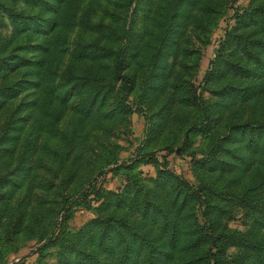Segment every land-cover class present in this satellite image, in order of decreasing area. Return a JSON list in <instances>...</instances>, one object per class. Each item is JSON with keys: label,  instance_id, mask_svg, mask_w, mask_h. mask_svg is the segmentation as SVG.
<instances>
[{"label": "rangeland", "instance_id": "374dc122", "mask_svg": "<svg viewBox=\"0 0 264 264\" xmlns=\"http://www.w3.org/2000/svg\"><path fill=\"white\" fill-rule=\"evenodd\" d=\"M178 1L173 5L174 0H0V57L11 65L0 68V89L15 90L12 96H0V264H66L58 262V248L46 242L52 231L65 226L73 234L84 227L95 217L92 208L100 204L92 201L93 190L116 193L124 185V167L134 160L165 156L166 170L195 187L207 182L218 194L225 188L242 192L249 181L254 186L261 170L260 151L250 153L227 131L229 126L264 120V76L229 73V60L252 62L234 44H227L226 51L221 45L237 26L235 17L264 7V0ZM8 12L21 18V24L12 27ZM32 19L44 26L31 27ZM244 20L238 26L241 34L254 42L263 40L264 28ZM82 47L106 50L109 56L95 61L75 57ZM254 50H261L264 60V48L256 45ZM119 54L121 74L131 79L130 91L120 95L121 81L111 79L110 68ZM55 67L59 73L70 68L76 76H101L106 95L99 108L87 112L78 89L63 100L62 91L48 88ZM225 84L262 85V91L248 99H222L215 91ZM191 90L215 119L210 133L192 128L207 111L188 105ZM216 138L226 148L237 147L236 154L253 156L234 171L231 187L228 175L200 170L192 161L204 158ZM136 170L145 178L155 176L152 164H140ZM78 192L89 193L88 201L72 204L64 224L61 202L75 200ZM222 205L234 216L222 217L217 230L264 238V227L256 228L228 201ZM127 218L135 220L132 214ZM116 240L100 248L88 239L81 248L112 263L121 249Z\"/></svg>", "mask_w": 264, "mask_h": 264}, {"label": "trees", "instance_id": "16d2710c", "mask_svg": "<svg viewBox=\"0 0 264 264\" xmlns=\"http://www.w3.org/2000/svg\"><path fill=\"white\" fill-rule=\"evenodd\" d=\"M179 2L174 0L173 5ZM172 13L174 14L173 11ZM7 18L12 27L21 24V18L15 17L12 12H8ZM235 18L237 26L227 34L221 48L226 51L230 49L227 44H234L233 48L239 47L256 66L252 68V64L247 62L239 63L229 60L226 62V70L235 76H264L262 52L254 50L256 45L264 48V39L254 42L246 34H241L238 28L243 21H246L244 20L246 18L264 28V7L251 8L244 16ZM22 22L26 23L25 20ZM30 25L35 28L39 25L44 26L33 19ZM108 53L106 50L98 49L88 51L87 48L82 47L78 49V52L76 50L74 56L91 57L95 61V59L106 58L109 56ZM4 58L5 56L0 57V68L11 67ZM16 59L19 62L23 61L21 63L26 62L22 56H17ZM122 67L123 58L119 54L114 57L113 65L110 67L111 79L117 77L121 81L119 95L131 89L129 86L131 79L121 74ZM208 76L211 74L209 73ZM49 79L46 86L62 91L63 100L68 99L72 90L81 91L83 105L87 112L98 109L106 95V91L100 84L102 77L99 75L76 76L74 70L70 68L59 73V69L55 67ZM11 88L9 86L1 88L0 96H12L15 90ZM261 91L262 85L231 88L225 84L215 91V95L222 99L225 97L248 99ZM187 100L189 106L200 111L205 110L202 106L203 100L195 90L189 92ZM214 122L215 119L211 118L207 111L202 121L199 124H193L192 128L195 127L197 133H210ZM227 135L234 139V143L237 138L240 139L246 150L252 154L255 150L260 151L258 166H261V170L259 169L260 173L259 170L256 173L254 186L249 185V181L248 187L242 192H230L225 188L224 194H218L216 190L208 186L207 182L195 187L181 175L166 170L163 165L165 156H152L149 160H134L124 167V185L116 193L106 190L91 191L94 195L92 201L100 204L92 208L95 217L84 227L73 234L67 232L65 226L60 227L56 233H54L55 229L52 231L46 242L49 246L58 248L56 254L58 262L138 264L136 262L138 260L139 264H264L263 237L257 234V236H252L250 233L243 234L227 228L223 230L216 228L222 217L229 219L234 216L233 211L224 210L222 205L224 201L238 207L243 216L248 217L256 228L264 227V120L232 126V128L229 126ZM215 140L218 141V138ZM221 144L220 140L209 148L204 158L192 159V161H194V167L200 170L211 169L228 175L231 187L234 171L251 161L253 156L236 154L237 147L231 150ZM163 151L166 150L163 149ZM140 164H152L155 168V176L143 177L142 173L136 170ZM88 196L89 193L78 192L73 201L69 202L63 198L61 218L64 224L70 218L72 204L76 206L78 200L86 202ZM116 212L122 215L116 217ZM128 214H132L135 220L130 222L127 218ZM148 223L151 226L146 230L145 225ZM113 238H117L116 242H120L121 249L117 259L112 263L98 260L81 248L84 246L83 242L88 239L95 242L98 247L104 248Z\"/></svg>", "mask_w": 264, "mask_h": 264}]
</instances>
